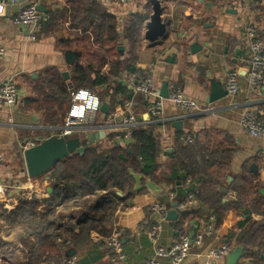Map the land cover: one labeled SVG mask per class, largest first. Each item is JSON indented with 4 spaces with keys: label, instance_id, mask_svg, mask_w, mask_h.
<instances>
[{
    "label": "crops",
    "instance_id": "0c3cea01",
    "mask_svg": "<svg viewBox=\"0 0 264 264\" xmlns=\"http://www.w3.org/2000/svg\"><path fill=\"white\" fill-rule=\"evenodd\" d=\"M80 1L0 0V46L6 49L5 57L0 60V84L15 81L20 99L12 107L0 104V152L6 159L0 165V184L8 187L10 199L9 206L3 204L0 213L4 209L9 212L15 209L21 200L50 195L49 188L43 183L44 175L39 178L29 176L24 152L50 137L62 136L70 112L69 106L60 123H48L44 109L52 108L53 102L49 95L54 93L51 94V89L39 92V84L53 73L60 74L67 83L72 99L76 91L72 84L73 66L96 63L99 58L98 54L90 52L89 48L95 45L93 42L91 45L87 37L90 34L84 33V37L81 30L76 33V28H71L74 10ZM101 1L118 17L121 25L119 32H123L131 15L141 14L147 19L143 23L141 42L136 47L137 73L124 70L120 76L113 77L127 90H131L133 96L131 99L120 96L119 101L112 103L103 102L109 105L110 111L109 114L101 112L96 124L103 125L114 112H127L126 104H130L139 126L155 125V132L164 144L158 158L160 166L156 178L153 180L143 175L136 177V190L142 187L144 191L127 205H120L111 233L104 237L93 232L90 242L78 249L73 247L75 241L68 238L65 251L67 255L77 257L78 264H111L106 240L119 228L124 232L123 244L128 264H143L155 257L158 245L171 246L183 234L195 236L211 226L213 234L207 236L203 245L195 248L182 264H227V256L212 260L209 254L223 244H228L232 251L238 247L237 236L241 232L237 229L239 214L230 213L232 216L228 214L222 224L216 225L209 202L203 199H198L199 203L192 211H181L178 197L196 191L199 184L187 179L185 170L176 163V156L181 146L189 147V144H193L197 152L218 149L226 155L229 153L227 181L234 182L236 177L248 170L255 174L257 178L254 183L259 185L264 194V139L250 137L239 124L240 117L248 109H256L264 114V89H254L248 83L249 53L244 43L248 24L255 25L259 35L264 38V0H160L168 27L166 35L156 44L145 38L146 26L153 12L152 0H137L125 6H118L113 0ZM32 4L51 16L41 26L38 40L34 42L28 39L25 30L16 27L12 21L21 10ZM118 51L124 56L129 55L127 43L119 46ZM72 58L74 62H70ZM108 70L106 65L102 72L106 74ZM233 70L240 73V92L236 97L229 95L226 89L228 74ZM65 72L69 74L67 79L64 77ZM149 76L154 78L159 93L163 83L168 82V90L171 86L178 87L197 101L202 111L182 113L167 103L163 117H153L147 111L144 98L132 90L137 78ZM213 84H217L227 95L210 103ZM53 115L52 112L51 117ZM178 121L182 122L181 130L173 125ZM102 131L82 126L73 134L83 142H91L87 138L88 134H100ZM104 132L105 136L110 133L107 130ZM187 136L195 139L186 142L184 138ZM92 139L102 147L111 146L108 141H104L105 138ZM131 142L130 138L123 143L129 145ZM180 159L184 160L182 157ZM50 176L47 174L45 178ZM223 189L226 190L224 193L236 200L234 192L231 193L228 187ZM172 193L176 194L173 200L170 198ZM175 202L179 203L178 219L172 221L166 216L159 241L157 244L152 243L147 231L160 217L149 207L154 203H162L170 211ZM74 211L61 207L57 214L71 215ZM259 219V215H254V220ZM67 222L65 220L64 224ZM1 226L3 223L0 219ZM0 236L5 242L11 243L7 248L0 249V264H63L56 256L59 252L57 247L46 251L49 259L44 254L33 256L20 242L27 236L22 229L12 234L1 229ZM60 242L58 239L57 243ZM243 256L239 264L248 263ZM161 264L172 263L169 259H163Z\"/></svg>",
    "mask_w": 264,
    "mask_h": 264
},
{
    "label": "trees",
    "instance_id": "16d2710c",
    "mask_svg": "<svg viewBox=\"0 0 264 264\" xmlns=\"http://www.w3.org/2000/svg\"><path fill=\"white\" fill-rule=\"evenodd\" d=\"M71 1L74 3L75 0ZM74 12L71 28H76V33L81 30L84 37V33H89L87 37L91 45L92 42L95 44L89 48L90 52L99 55L96 63L73 66L74 89H89L97 93L105 103L119 101L120 96L131 99V90H127L113 77L120 76L124 70L137 73L136 47L141 42L143 23L147 18L141 14L131 15L123 32H119L121 25L118 17L101 0H81ZM51 15L53 17L55 13ZM124 43L129 47L127 56L118 51V47ZM106 65L109 70L105 74L102 70ZM144 79L137 78V82ZM50 89L51 94L54 93L49 95L53 102L52 108L44 111L46 121L55 125L66 115L71 104V94L67 83L57 73L45 77L37 87L39 92ZM145 103L147 106L146 100ZM130 138L131 144L126 145L123 142L127 139H117L116 133L110 132L104 141H108L111 146L102 147L97 143L84 142L86 150L83 154L75 153L64 158L47 173L50 177L45 178L44 175L43 183L49 188L48 197L33 196L21 200L10 212L4 209L0 213L3 223L0 231L2 229L12 234L18 229L24 230L27 236L20 242L36 257L44 254L49 259L46 251L57 247L59 252L56 256L60 263H64L66 256L70 257L65 251L68 238L75 241L73 247L78 249L90 242L93 232L108 236L120 205H127L144 191L142 187L136 190V177L143 175L154 180L160 166L158 158L164 142L156 134L155 125L138 126L133 129ZM188 146H181L176 163L185 170L187 179L199 184L193 194L197 199L209 202L216 225L222 224L228 214L232 216L230 213L239 214L237 229L241 232L237 236L236 246L244 248L243 258L248 261L247 264H264V194L259 185L254 183L257 177L247 170L229 183V153L226 155L218 149L197 152L193 144ZM226 187L236 194V200L223 192ZM184 197H178L177 200L182 202ZM3 206L0 204V210ZM61 207L75 211L71 215H59L57 213ZM254 215H259L261 219L254 220ZM65 220L68 221L66 224ZM58 239L60 243H57ZM10 245L0 236L1 250Z\"/></svg>",
    "mask_w": 264,
    "mask_h": 264
},
{
    "label": "built area",
    "instance_id": "2783aa9c",
    "mask_svg": "<svg viewBox=\"0 0 264 264\" xmlns=\"http://www.w3.org/2000/svg\"><path fill=\"white\" fill-rule=\"evenodd\" d=\"M118 6H125L137 0H113ZM1 12V8H0ZM50 14L41 12L37 5L32 4L21 10L14 16L12 21L16 27L26 31L27 37L31 41L38 40V33L41 26L50 19ZM244 43L249 53V69L247 78L249 85L254 89H264V38H262L255 25L248 24L245 29ZM6 49L0 46V60L5 57ZM226 89L232 97H236L240 92V73L233 70L228 74ZM135 94H140L147 101V111L153 117L162 118L166 111V105L169 103L177 111L182 113H196L202 111V106L188 97L181 89L176 86L169 88V99L161 98L153 77H146L143 81L137 82L132 88ZM19 91L15 81L9 80L0 84V104L8 107L19 103ZM103 105L99 95L89 89L80 88L73 92L69 116L66 119L64 132L62 136L73 134L82 128V126L92 127L100 131L116 133L117 139H128L132 135L133 129L139 126L136 115L131 111V105L126 104V111L114 112L103 124H96L98 116L101 114ZM164 121V120H163ZM239 124L242 130L250 137L255 139H264V114L256 109H248L240 117ZM79 128V129H77ZM77 129V130H75ZM186 142H192L193 136L184 138ZM5 161V156L0 152V165ZM9 189L6 185L0 184V202L9 206ZM176 194H171L173 200ZM199 203V200L193 194L188 193L180 203V210L183 212L192 211ZM150 210L159 215L158 221L154 222L147 231L149 240L157 244L159 241L162 223L166 220L168 208L162 203H154ZM212 220L214 217L212 216ZM213 229L208 226L206 230L198 232L195 236L183 234L179 240L171 246L156 247V255L152 260L143 264H161L163 259H169L172 264H182L195 248L201 247L205 238L213 234ZM123 230L115 229L107 238L106 245L110 254L111 264H128V257L124 250ZM232 248L228 244H223L209 254L212 260L225 258ZM63 264H78L75 256L64 259Z\"/></svg>",
    "mask_w": 264,
    "mask_h": 264
},
{
    "label": "water",
    "instance_id": "95a60500",
    "mask_svg": "<svg viewBox=\"0 0 264 264\" xmlns=\"http://www.w3.org/2000/svg\"><path fill=\"white\" fill-rule=\"evenodd\" d=\"M152 15L146 26L145 38L149 42L156 44L161 38L166 35L168 22L163 17V7L160 0H152ZM40 10V8H38ZM70 62H74L73 58ZM65 79L69 78L68 72L64 73ZM169 83L164 82L160 90L161 98L169 99ZM211 95L209 102L213 103L227 95V92L221 91L217 84L211 86ZM101 111L104 114H109L110 108L108 104H103ZM177 129H182V122L178 121L173 124ZM100 137L105 138V132L100 134H88L87 138L91 143H95L92 138L98 140ZM85 142V141H84ZM79 136L75 134H69L66 136H53L38 145L32 146L25 150L24 157L27 165L28 174L31 178H39L42 175H46L51 171L53 166L63 160L64 158L75 154H83L86 150V146ZM53 175V174H52ZM224 192L226 190L223 189ZM122 196L121 193H119ZM178 202H175L172 206V210L168 211L167 219L175 221L178 219L177 208ZM244 254V248L241 246L236 247L230 254L227 255V264H239L240 259ZM71 256V255H70Z\"/></svg>",
    "mask_w": 264,
    "mask_h": 264
},
{
    "label": "rangeland",
    "instance_id": "374dc122",
    "mask_svg": "<svg viewBox=\"0 0 264 264\" xmlns=\"http://www.w3.org/2000/svg\"><path fill=\"white\" fill-rule=\"evenodd\" d=\"M117 8H119V7H115V9H117Z\"/></svg>",
    "mask_w": 264,
    "mask_h": 264
}]
</instances>
